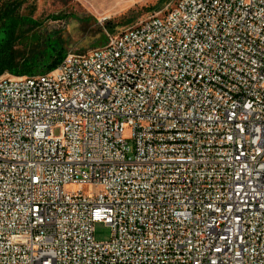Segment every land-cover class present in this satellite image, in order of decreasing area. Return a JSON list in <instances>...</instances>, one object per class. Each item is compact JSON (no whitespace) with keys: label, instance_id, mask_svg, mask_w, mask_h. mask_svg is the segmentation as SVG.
Listing matches in <instances>:
<instances>
[{"label":"built area","instance_id":"2783aa9c","mask_svg":"<svg viewBox=\"0 0 264 264\" xmlns=\"http://www.w3.org/2000/svg\"><path fill=\"white\" fill-rule=\"evenodd\" d=\"M138 23L0 77V264H264V0Z\"/></svg>","mask_w":264,"mask_h":264},{"label":"rangeland","instance_id":"374dc122","mask_svg":"<svg viewBox=\"0 0 264 264\" xmlns=\"http://www.w3.org/2000/svg\"><path fill=\"white\" fill-rule=\"evenodd\" d=\"M4 1V0H0ZM174 0H28L22 12L38 26L29 35H38L42 47L63 42L67 55H83L103 47L109 36L164 10ZM36 45V44H35ZM56 136L60 130H56ZM131 133L128 131L126 137ZM80 186H69V191ZM111 227L97 223L94 238L98 243L112 239Z\"/></svg>","mask_w":264,"mask_h":264},{"label":"trees","instance_id":"16d2710c","mask_svg":"<svg viewBox=\"0 0 264 264\" xmlns=\"http://www.w3.org/2000/svg\"><path fill=\"white\" fill-rule=\"evenodd\" d=\"M27 3L28 0L0 1V77L47 74L67 56L63 42L42 47L38 35L29 36L38 25L23 16Z\"/></svg>","mask_w":264,"mask_h":264},{"label":"bare ground","instance_id":"6f19581e","mask_svg":"<svg viewBox=\"0 0 264 264\" xmlns=\"http://www.w3.org/2000/svg\"><path fill=\"white\" fill-rule=\"evenodd\" d=\"M173 10H165V18H172ZM142 31V23H136L133 26V33H140ZM33 82V76H22V83H31ZM14 83H21V76H14ZM4 85V78H0V89Z\"/></svg>","mask_w":264,"mask_h":264}]
</instances>
